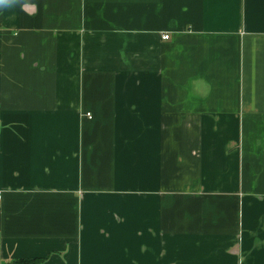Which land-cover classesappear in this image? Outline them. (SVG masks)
<instances>
[{"label":"crops","instance_id":"obj_1","mask_svg":"<svg viewBox=\"0 0 264 264\" xmlns=\"http://www.w3.org/2000/svg\"><path fill=\"white\" fill-rule=\"evenodd\" d=\"M33 259L264 264V0L0 3V264Z\"/></svg>","mask_w":264,"mask_h":264},{"label":"trees","instance_id":"obj_2","mask_svg":"<svg viewBox=\"0 0 264 264\" xmlns=\"http://www.w3.org/2000/svg\"><path fill=\"white\" fill-rule=\"evenodd\" d=\"M41 263H42L41 259H33V260H17L9 264H41Z\"/></svg>","mask_w":264,"mask_h":264},{"label":"built area","instance_id":"obj_3","mask_svg":"<svg viewBox=\"0 0 264 264\" xmlns=\"http://www.w3.org/2000/svg\"><path fill=\"white\" fill-rule=\"evenodd\" d=\"M163 39H164V40H169V39H170V36H169V35H164V36H163Z\"/></svg>","mask_w":264,"mask_h":264},{"label":"clouds","instance_id":"obj_4","mask_svg":"<svg viewBox=\"0 0 264 264\" xmlns=\"http://www.w3.org/2000/svg\"><path fill=\"white\" fill-rule=\"evenodd\" d=\"M8 0H0V3H7Z\"/></svg>","mask_w":264,"mask_h":264}]
</instances>
